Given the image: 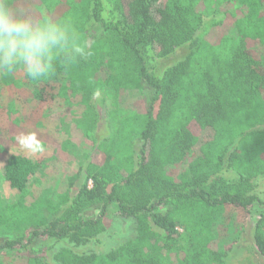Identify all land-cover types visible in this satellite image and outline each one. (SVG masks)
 Listing matches in <instances>:
<instances>
[{
  "label": "trees",
  "instance_id": "1",
  "mask_svg": "<svg viewBox=\"0 0 264 264\" xmlns=\"http://www.w3.org/2000/svg\"><path fill=\"white\" fill-rule=\"evenodd\" d=\"M232 1L243 3L246 13L233 15L222 7ZM13 6L37 20L67 21L77 41L92 36L89 55L103 56L108 76L93 81L87 66L83 75H75L71 68L82 57L57 62L39 81L28 79L37 105L5 130L0 128V154L25 141L56 148L52 137L42 141L38 136L41 117L48 114L54 120L50 114L58 94L68 87L75 90L76 78L88 86L89 90L80 85L75 90H82L83 97L88 91L145 87L149 104L142 114H110L116 121L113 137L102 142L96 139L100 115L93 108L85 134L98 153L85 155L66 193L45 206L51 217L44 218L42 207L32 209L36 217L30 218L35 223L28 239L5 240L0 253L36 251L32 245L39 240L83 247L107 230L105 215L112 209V216L134 221L133 239L104 254H79L62 247L53 260L209 264L216 219L232 206L248 213L260 208L254 244L264 258V192L259 193L258 184L264 178V62L257 55L264 49V1L15 0ZM174 57L172 66L163 70V63ZM134 135L140 139L139 149L133 146ZM189 157L187 170L177 179L168 174ZM38 169L28 157L10 154L4 180L21 193ZM232 172L235 179L229 178ZM93 212H99L97 218ZM28 221L26 214L0 200L1 230L12 233ZM214 258L217 264H227L220 254ZM22 260L46 264L39 257Z\"/></svg>",
  "mask_w": 264,
  "mask_h": 264
},
{
  "label": "rangeland",
  "instance_id": "2",
  "mask_svg": "<svg viewBox=\"0 0 264 264\" xmlns=\"http://www.w3.org/2000/svg\"><path fill=\"white\" fill-rule=\"evenodd\" d=\"M222 7L233 15L246 13V6L238 1L229 2ZM97 30L98 28L95 31ZM93 40L92 36L86 39L88 50L91 49ZM181 54L178 53V56ZM257 55L264 62V49L258 51ZM146 57L151 61V54L147 55L146 53ZM175 57L173 60L170 58L165 61L162 69L167 70L171 67ZM157 61L154 59L153 62ZM76 64L77 66L71 68L75 75H83V70L87 66L90 68L88 69L90 70L89 75L93 81L106 80L108 76V70L105 68L106 62L102 55H87L82 62ZM27 81L28 78L22 70H18L15 74L0 76V128L2 130L7 128L10 121L18 116L28 114L36 107L38 101L28 89ZM10 84H13L12 90L8 89ZM66 85H69V82ZM76 85V89H80L79 85L88 89L86 83L79 82L77 78ZM75 90L68 87L67 91L62 92V96L58 94L56 107H53L54 110L50 114L54 120L50 119L48 114L41 117L42 131H38V136L42 141H49L48 136L52 137L56 141L53 142L57 145L56 148H47L36 142L25 141L8 152L0 154V200L7 206H15L18 211L26 214L29 220L27 223H22L12 233L0 229V246L5 240L19 237H24L27 240L35 223L33 220L31 224L30 218L36 217L31 210L42 207L44 218H50L51 216L44 209L45 206L49 203H57L59 198L66 193L68 181L79 170L85 155L98 153L94 150L91 139L85 134L89 128V118L93 115L94 110H97L100 115L96 139L102 142L113 137L116 121L110 114L120 117L123 114H142L146 112L149 104V93L145 87L121 92H116L113 88L96 93L88 91L87 97L82 96V90L78 93H75ZM93 108L95 109L93 110ZM132 140L134 148L139 149V137L134 135ZM58 145L63 146L65 153L61 152ZM10 154L26 156L39 166L37 174L21 193L11 189L4 180V166ZM97 160H102L101 155H97ZM190 162L191 158L189 157L180 166L170 168L168 174L177 179L181 173L187 170ZM235 176L234 172L229 174V178L235 179ZM88 184L89 187L92 186L91 181ZM258 184L259 193L262 194L264 178H261ZM258 208L248 213L242 209L228 206L218 216L214 227V240L209 248V264H217L214 258L216 254H220L227 264H264V258L259 256L254 244V228L260 214V208ZM112 211V209L108 210L105 215L107 230L95 242L74 249L63 240H39L32 245L36 251L29 253L24 251L26 249L19 253L18 249L11 252L2 250L0 264H16L17 258H21L17 264H24L23 257H39L43 258L46 264H57L53 260V256L62 247H70L79 254H104L119 248L135 237V223L133 220L119 218L114 214L112 216ZM98 214L99 212H93L91 216L97 218Z\"/></svg>",
  "mask_w": 264,
  "mask_h": 264
},
{
  "label": "clouds",
  "instance_id": "3",
  "mask_svg": "<svg viewBox=\"0 0 264 264\" xmlns=\"http://www.w3.org/2000/svg\"><path fill=\"white\" fill-rule=\"evenodd\" d=\"M15 0H0V74L22 70L32 81L50 75L57 62L71 63L89 55L67 21L37 20Z\"/></svg>",
  "mask_w": 264,
  "mask_h": 264
}]
</instances>
